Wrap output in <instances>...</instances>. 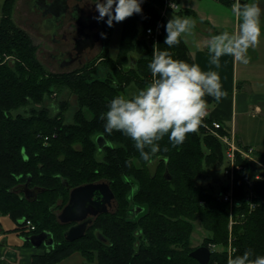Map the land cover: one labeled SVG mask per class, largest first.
<instances>
[{
    "label": "trees",
    "instance_id": "obj_1",
    "mask_svg": "<svg viewBox=\"0 0 264 264\" xmlns=\"http://www.w3.org/2000/svg\"><path fill=\"white\" fill-rule=\"evenodd\" d=\"M165 4V0H143L142 13L112 27L104 22L107 43L121 24L118 51L105 77L81 71L50 73L38 60L32 38L15 26L4 9L0 26V217L12 218L21 237L51 233L54 247H41L44 253L33 256L32 264H61L76 253L85 259L83 264H199L190 256L198 248L192 243L196 221L208 234L201 246L224 248L212 254L209 264H227L229 256L249 248L254 254H264V172L238 155L241 169L234 176L233 204L222 197L227 185L220 191L200 185V180L226 163L224 144L207 126L200 124L176 146L165 135L158 141L161 151L151 162L140 157L130 137L104 129L100 117L110 100L118 94L131 97L132 83L138 90L151 81L148 65L156 45L158 50L169 49L174 58L195 63L181 38L170 48L164 43ZM157 26L162 33L148 40L146 30ZM5 56H13L14 61L9 63ZM66 90L77 101L72 122L66 117L68 101H56V112L50 103L55 93ZM206 99L209 104L214 101L211 96ZM97 137H102V147ZM98 153H104L103 160ZM99 181L109 184L116 211L99 215L83 238L66 241L68 226L60 223L59 211L67 205L71 190ZM249 182L257 195L253 208L245 201ZM25 185L40 192L28 198L21 190ZM26 220L35 225L34 231L27 229ZM95 231L102 232L110 245L100 243Z\"/></svg>",
    "mask_w": 264,
    "mask_h": 264
},
{
    "label": "clouds",
    "instance_id": "obj_2",
    "mask_svg": "<svg viewBox=\"0 0 264 264\" xmlns=\"http://www.w3.org/2000/svg\"><path fill=\"white\" fill-rule=\"evenodd\" d=\"M91 3L98 13L95 19L109 27L143 12V0H91ZM176 5L172 0L170 7L175 9ZM231 11L239 21L238 29L220 31L208 38L209 63L215 68L204 70L199 63L174 58L169 49L158 50L156 45L148 65L151 81L131 97L116 95L101 114L106 133L119 131L130 137L140 157L151 162L161 151L158 141L165 135L176 146L184 142L189 132L197 130L207 113L206 97L211 96L219 103L227 95L217 70L221 57L232 56L249 63L248 50L264 35V8L260 0H234ZM194 23L190 17L174 13L164 26L167 32L164 43L169 48L179 44L182 34L189 32ZM227 264H264V254H254L249 248L242 254L229 256Z\"/></svg>",
    "mask_w": 264,
    "mask_h": 264
},
{
    "label": "crops",
    "instance_id": "obj_3",
    "mask_svg": "<svg viewBox=\"0 0 264 264\" xmlns=\"http://www.w3.org/2000/svg\"><path fill=\"white\" fill-rule=\"evenodd\" d=\"M179 9H168V21L174 13L188 16L195 23L181 39L187 45L195 63L204 70L215 68L209 63L207 42L211 34L236 31L239 21L232 14L234 0H175ZM245 2V0H241ZM264 8V0H260ZM251 56L245 64L232 56L221 57L220 73L227 93L211 104L212 117L223 128L233 131L240 146L251 147L264 159V35L248 50ZM228 132V133H229ZM9 217H0V264H32L34 248L24 246L23 237ZM37 250V249H36Z\"/></svg>",
    "mask_w": 264,
    "mask_h": 264
},
{
    "label": "rangeland",
    "instance_id": "obj_4",
    "mask_svg": "<svg viewBox=\"0 0 264 264\" xmlns=\"http://www.w3.org/2000/svg\"><path fill=\"white\" fill-rule=\"evenodd\" d=\"M30 1L31 0H0V26L4 19V14H5L4 9L6 8L7 10L6 13L10 14V17L13 23L15 24V26H17L22 30H26L25 32H27V34L32 38L34 44L37 45L38 48L36 55L38 60L52 74H66L75 71H81V72L92 73L95 77L98 76L105 77L106 73H108L109 68H107V65L109 64V61L116 56L118 51L121 24L120 23L117 24L115 30L113 31L109 43H107L105 38L104 41L99 42L96 50L93 52L91 56L90 63L79 68L77 66H74L70 69L61 70L56 64L49 65L51 60L50 57L47 54H45V52L51 49V43L47 38L41 35L38 32V30H35L32 27L33 22L40 20V15L38 11L37 12L32 11ZM134 57H136V55H134ZM5 59L9 63H12L14 61L13 56H5ZM129 91H130L128 92L129 95H133L134 93L137 92V88L133 83L131 84ZM58 100H66L69 102V109L67 110L66 117L69 122H72L74 112L77 109L76 96L72 95L68 90L58 94L55 93L54 99H52L50 102V103L53 102L55 108L53 109V111L55 112L57 110L56 101ZM208 108L211 109V104L208 105ZM103 158H104V153L103 154L98 153V159L103 160ZM227 182L228 179L224 175V166H222L217 170L211 171L206 179L199 181V184L203 186H211L214 188L215 191H220L221 187L227 185ZM61 212L62 211H59V213ZM10 220L14 222L12 218H10ZM195 225H196V230L193 234L192 243L193 246L199 247L204 243L205 241L204 239L208 234L202 228L201 223L199 221H196ZM230 227H232L231 224ZM215 245L218 247L217 249L219 251L224 250L222 245H217V244ZM24 246L26 245L24 244ZM44 251H45L44 248L37 250L35 249L33 255L35 256L38 254H43ZM84 262L85 259L79 253H76L66 258L61 264H83Z\"/></svg>",
    "mask_w": 264,
    "mask_h": 264
},
{
    "label": "flooded vegetation",
    "instance_id": "obj_5",
    "mask_svg": "<svg viewBox=\"0 0 264 264\" xmlns=\"http://www.w3.org/2000/svg\"><path fill=\"white\" fill-rule=\"evenodd\" d=\"M30 5L40 15L32 27L51 43V49L44 51L50 57L49 65L66 70L90 63L97 45L105 38L104 21L95 19L98 13L91 0H31Z\"/></svg>",
    "mask_w": 264,
    "mask_h": 264
},
{
    "label": "water",
    "instance_id": "obj_6",
    "mask_svg": "<svg viewBox=\"0 0 264 264\" xmlns=\"http://www.w3.org/2000/svg\"><path fill=\"white\" fill-rule=\"evenodd\" d=\"M96 141L100 147L103 146L102 137H97ZM166 178L170 179L168 173H166ZM21 190L26 193L28 198L40 192L39 189H30L28 185L21 187ZM116 206V198L107 182L99 181L73 189L70 192L67 205L58 217L61 224L65 226L74 224L64 233L65 240L74 242L83 238L93 226L97 216L113 213ZM95 235L100 243L106 246L110 245L109 239L102 232L95 231ZM22 239L29 241L34 249H40L41 247L50 248L55 245V240L48 231L23 237ZM190 256L199 264H209L212 253L208 247L200 246Z\"/></svg>",
    "mask_w": 264,
    "mask_h": 264
},
{
    "label": "built area",
    "instance_id": "obj_7",
    "mask_svg": "<svg viewBox=\"0 0 264 264\" xmlns=\"http://www.w3.org/2000/svg\"><path fill=\"white\" fill-rule=\"evenodd\" d=\"M166 4L162 9V16L165 18V12L168 9L178 10V5L175 6V9L170 7L171 0H165ZM162 33L160 26H157L155 29L149 28L145 32V36L148 40H156L157 37ZM203 125L207 126L210 130V133L217 137L225 146V158L226 163L224 165V175L227 177L228 182V190L222 194L223 200L233 204V184H234V176L236 171L241 169V166L237 164L238 155L244 160L256 165L262 172H264V159L260 157L253 148L251 147H243L240 146L234 132L231 131L227 134H221L220 131L223 129V125L213 119L212 117V110L207 108L206 116L203 118L202 123ZM257 195L255 194L252 183L249 182V186L247 187V194L245 197V201L250 205L251 208L255 206V199ZM231 225L233 222L231 221ZM25 226L29 231L35 230V225L30 221H25ZM231 241V240H230ZM211 250V253L219 252L217 249L218 247L215 244H209L208 247ZM228 252L231 254L233 249L230 247L228 248Z\"/></svg>",
    "mask_w": 264,
    "mask_h": 264
}]
</instances>
